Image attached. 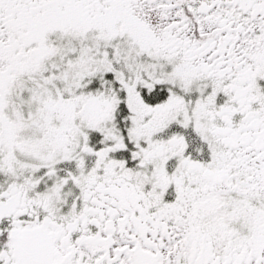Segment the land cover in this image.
Here are the masks:
<instances>
[{"label": "snow or ice", "instance_id": "snow-or-ice-1", "mask_svg": "<svg viewBox=\"0 0 264 264\" xmlns=\"http://www.w3.org/2000/svg\"><path fill=\"white\" fill-rule=\"evenodd\" d=\"M0 264H264V0H0Z\"/></svg>", "mask_w": 264, "mask_h": 264}]
</instances>
